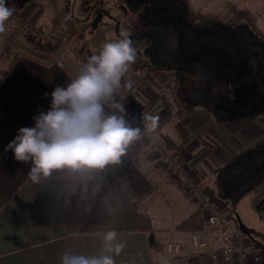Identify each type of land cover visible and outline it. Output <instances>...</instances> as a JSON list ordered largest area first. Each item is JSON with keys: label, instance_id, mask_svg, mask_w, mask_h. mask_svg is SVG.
<instances>
[{"label": "crops", "instance_id": "0c3cea01", "mask_svg": "<svg viewBox=\"0 0 264 264\" xmlns=\"http://www.w3.org/2000/svg\"><path fill=\"white\" fill-rule=\"evenodd\" d=\"M127 1L121 4V19L105 8L101 14L107 26L115 21L113 34L117 27L118 35L109 33L108 38L106 33L84 30L71 42L55 35L63 43L56 51L32 48L22 37V50L0 77V264H60L68 249L93 254L102 244L100 233L109 228H116L126 243L116 264H162L161 257L168 264H212L206 251L186 240L205 225L199 204L152 161L147 150L140 159L130 154L117 170L133 189L126 211L118 217L95 210L92 216L75 209L60 211L50 195L31 185L30 164L15 161L11 150L4 151L20 128L33 127V117L50 108L54 88L66 86L78 74L83 63L76 51L88 42L100 45L117 39L121 29L130 31L140 61L148 60L165 78L163 83L154 77L143 81L133 94L134 108L159 117L157 140L184 158L201 184L214 191L225 205L226 225L248 237L255 264H264V208L259 209L264 202V104L255 103L249 87L255 78L230 73L224 79L216 71L200 75L194 91L176 66L174 27L161 30L144 20L139 10L129 9ZM246 1L264 17V0ZM200 9L206 11L207 3ZM221 83V89L213 87ZM170 85L177 104L170 100ZM169 242L182 243V251L168 252Z\"/></svg>", "mask_w": 264, "mask_h": 264}, {"label": "clouds", "instance_id": "9594fccd", "mask_svg": "<svg viewBox=\"0 0 264 264\" xmlns=\"http://www.w3.org/2000/svg\"><path fill=\"white\" fill-rule=\"evenodd\" d=\"M14 12L9 0H0V34ZM136 58L130 31L121 29L117 39L104 43L80 65L66 86L54 88L50 108L40 110L34 126L20 128L4 149L12 151L15 161L30 164L31 185L50 195L60 211L75 209L92 216L95 210L108 217L126 211L133 189L117 170L130 154L141 158L145 141L159 127L158 116L137 117L126 107L135 83L126 76ZM100 235L98 252L68 249L60 264H116L126 243L116 228ZM161 261L168 264L164 257Z\"/></svg>", "mask_w": 264, "mask_h": 264}, {"label": "rangeland", "instance_id": "374dc122", "mask_svg": "<svg viewBox=\"0 0 264 264\" xmlns=\"http://www.w3.org/2000/svg\"><path fill=\"white\" fill-rule=\"evenodd\" d=\"M123 1L125 0H9V4L15 7V12L6 22V31L0 34V77L14 55L22 50V45L19 44L22 37L32 48L45 49L53 45L56 39H60L56 36L71 42L76 38V33L84 30L106 33L108 38L118 35L117 27L113 34L115 21L112 20L107 26L106 21H102L107 18L101 14L105 8L118 15L116 20L121 19ZM139 1L141 6L135 7L134 2ZM204 3H207L206 11L200 9ZM127 5L129 9L139 10L144 20L152 22L163 31H167L170 25L174 27L178 48L173 56L176 55V66L180 74H185L188 87L198 90L201 80L199 77H206V74L216 71L224 79L230 73L249 75L255 78L252 86L249 85L254 90L255 103L264 104V17L257 10L251 9L248 1L130 0ZM199 12H206L207 15L200 16L197 14ZM95 18H101V21L98 19L100 22H97ZM109 33L112 35H108ZM147 34L150 36V33ZM102 45L85 43V46L76 51L77 56L85 63ZM139 58H136V66L143 65L144 62L151 65L149 75L139 80V84L151 77L163 83L165 78L162 73L155 70L145 58L141 61ZM130 76L127 75L126 78L134 80L135 76ZM224 79L221 80L223 83ZM223 83L213 87L221 89ZM170 86V100L173 101L172 104H177L171 94L172 85ZM151 157L152 161L170 175L169 170L158 163L155 155Z\"/></svg>", "mask_w": 264, "mask_h": 264}, {"label": "built area", "instance_id": "2783aa9c", "mask_svg": "<svg viewBox=\"0 0 264 264\" xmlns=\"http://www.w3.org/2000/svg\"><path fill=\"white\" fill-rule=\"evenodd\" d=\"M151 65L144 62L136 66L133 63L127 73L134 77V91L127 96L126 107L129 113L140 117L144 114L133 106V94L138 91L139 80L149 75ZM169 91V89H168ZM173 102V101H172ZM146 150L156 156L158 163L166 167L176 179L184 192L196 201L205 218V225L201 229L191 231L186 240L195 248L207 252L212 264H255L250 250V240L240 229L231 230L224 221L225 206L217 198L214 191L201 184L197 174L189 163L181 156L169 152L156 138L155 134L145 141ZM168 252L179 253L183 249L182 243L169 242Z\"/></svg>", "mask_w": 264, "mask_h": 264}, {"label": "trees", "instance_id": "16d2710c", "mask_svg": "<svg viewBox=\"0 0 264 264\" xmlns=\"http://www.w3.org/2000/svg\"><path fill=\"white\" fill-rule=\"evenodd\" d=\"M61 44H62L61 40L60 39H56L55 43L53 45H51V46H47L45 48V50H47V51H55V50H58L61 47ZM262 208H264V202L259 207V209H262ZM201 228L202 227H199V228H196L195 230L201 229Z\"/></svg>", "mask_w": 264, "mask_h": 264}]
</instances>
